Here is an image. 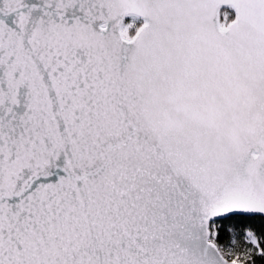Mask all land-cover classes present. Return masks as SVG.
<instances>
[{"label": "snow or ice", "instance_id": "snow-or-ice-1", "mask_svg": "<svg viewBox=\"0 0 264 264\" xmlns=\"http://www.w3.org/2000/svg\"><path fill=\"white\" fill-rule=\"evenodd\" d=\"M0 264H264V0H0Z\"/></svg>", "mask_w": 264, "mask_h": 264}]
</instances>
